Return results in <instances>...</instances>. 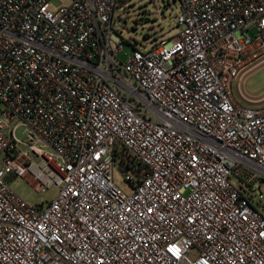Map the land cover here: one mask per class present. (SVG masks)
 I'll list each match as a JSON object with an SVG mask.
<instances>
[{"label": "built area", "instance_id": "obj_1", "mask_svg": "<svg viewBox=\"0 0 264 264\" xmlns=\"http://www.w3.org/2000/svg\"><path fill=\"white\" fill-rule=\"evenodd\" d=\"M51 1L0 0V264H264V105L233 96L264 0H179L180 33L125 59L131 0Z\"/></svg>", "mask_w": 264, "mask_h": 264}, {"label": "rangeland", "instance_id": "obj_2", "mask_svg": "<svg viewBox=\"0 0 264 264\" xmlns=\"http://www.w3.org/2000/svg\"><path fill=\"white\" fill-rule=\"evenodd\" d=\"M69 0H52V10H57L62 5H67ZM180 13L179 0H131L124 7L115 11V29L127 42L123 46L121 59L131 55L135 49L144 50L161 40L172 39L180 33V27L176 24L177 16ZM264 89V71L253 77L248 83V90L251 93H258ZM17 137L25 139L24 128L17 131ZM115 184L125 193H130L132 187L126 183L123 177L119 176L117 170L113 171ZM232 182L236 186L240 183L235 177ZM10 186L14 191L30 204L38 205L51 201L56 195V188L51 187L42 193L35 191L28 179L11 177ZM252 195L263 194L261 200L264 207V182L255 183L248 189Z\"/></svg>", "mask_w": 264, "mask_h": 264}, {"label": "crops", "instance_id": "obj_3", "mask_svg": "<svg viewBox=\"0 0 264 264\" xmlns=\"http://www.w3.org/2000/svg\"><path fill=\"white\" fill-rule=\"evenodd\" d=\"M264 71V57L245 69L233 84V96L238 102L251 106L260 107L264 105V89L258 93L248 90L249 81Z\"/></svg>", "mask_w": 264, "mask_h": 264}]
</instances>
